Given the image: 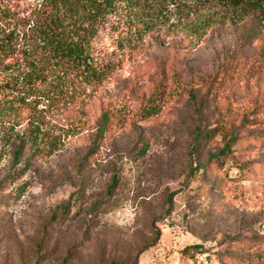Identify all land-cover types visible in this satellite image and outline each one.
I'll return each instance as SVG.
<instances>
[{
  "label": "rangeland",
  "instance_id": "rangeland-1",
  "mask_svg": "<svg viewBox=\"0 0 264 264\" xmlns=\"http://www.w3.org/2000/svg\"><path fill=\"white\" fill-rule=\"evenodd\" d=\"M114 1L101 81L51 102L0 70V264H264V10Z\"/></svg>",
  "mask_w": 264,
  "mask_h": 264
},
{
  "label": "trees",
  "instance_id": "trees-1",
  "mask_svg": "<svg viewBox=\"0 0 264 264\" xmlns=\"http://www.w3.org/2000/svg\"><path fill=\"white\" fill-rule=\"evenodd\" d=\"M209 0H191L201 3ZM241 12H262L264 0H213ZM114 0H41L26 19L0 30V70L15 77L2 89L38 90L51 102H65L79 85L101 81L92 60L90 36L113 9ZM188 7H191V5ZM13 14L2 8V15ZM3 18V17H2ZM69 91H72L69 92ZM23 92V91H22ZM28 94V93H27ZM232 142L229 136L219 153ZM236 167L241 168V165Z\"/></svg>",
  "mask_w": 264,
  "mask_h": 264
}]
</instances>
